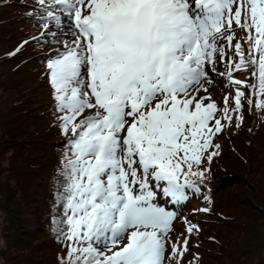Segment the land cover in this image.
<instances>
[{
	"label": "snow or ice",
	"instance_id": "1",
	"mask_svg": "<svg viewBox=\"0 0 264 264\" xmlns=\"http://www.w3.org/2000/svg\"><path fill=\"white\" fill-rule=\"evenodd\" d=\"M22 6L37 34L6 55L29 43L55 46L42 75L66 146L51 217L67 249L59 264H181L201 232L196 214L212 212L216 141L233 134V121L240 127L245 104L264 111V0ZM245 71L249 78H237ZM218 78L229 89L219 104ZM201 197L207 206L180 216L174 238L181 208Z\"/></svg>",
	"mask_w": 264,
	"mask_h": 264
},
{
	"label": "trees",
	"instance_id": "2",
	"mask_svg": "<svg viewBox=\"0 0 264 264\" xmlns=\"http://www.w3.org/2000/svg\"><path fill=\"white\" fill-rule=\"evenodd\" d=\"M33 2L34 0H0L1 9L13 11L12 14L6 13L5 16L1 17L6 24V30L11 36V39L6 42V46L10 48L8 52L13 51L22 39L29 37L26 33H20L15 37L9 30L10 26L15 25L18 27L19 23L25 21L26 30L36 28L35 25L27 22L28 19L24 15L30 9L21 6ZM6 30L0 32V36H4ZM36 34L37 31L34 35ZM39 46L35 43L25 45L20 52L30 53L31 48L34 49V52H31L32 54L27 57L23 56L17 61L13 60L18 56L17 54L12 57L4 54L1 57L5 59L0 58V177H5V185L0 191L4 198H9L10 206H13L17 225L23 229L18 237L20 236L23 239L24 245L27 241L35 242L36 251L34 252L41 253L40 256L43 254L45 256L44 259L41 257V264H57L59 263L58 256H61L59 254L61 252L66 253L67 249L62 247L51 231V217L54 213L58 214V210L54 207L56 204L54 180L57 178V169L61 165V157L65 147L64 137L59 134L54 122L46 127H40L38 123L42 117H44L41 120L43 125L47 123V116L54 119L52 107L54 101L51 89L41 73V68L44 71L41 62H43L42 57H44L45 51H38ZM23 58L26 59L24 63L22 62ZM32 61L35 68H39V72L35 75L32 83L33 87L24 78V72L30 70L28 66ZM15 66L16 68L13 69ZM39 73L42 78L40 84L43 90L41 91L37 90L39 85L36 84ZM246 78H249V73ZM45 91H47V95L44 93ZM44 106L46 109L43 108ZM234 125L235 121H233L232 130L235 128ZM263 126L264 111L254 106L249 108L245 104L243 122L239 128L235 129V132L240 131L241 133L249 128L250 133L255 134L251 136L252 143L249 145L239 135L235 134L229 139L227 130L218 143L224 140L223 144H226V140L229 139L230 144L225 147L226 151L230 149L237 155L235 159L229 158L227 151L226 154L219 156L212 163L211 174L213 178L223 179L221 180L220 194L213 195L212 186H209L211 179L208 180L212 200L214 202L217 198L216 201H219L218 206L220 200L225 198L228 201L236 186L241 187L246 184L251 186L253 184V187H255L253 193L255 199L251 200L250 207L246 206L244 217H241L243 221L234 223L231 226V229L236 228L239 234L237 236L235 234L234 239L231 241L226 240V242L219 241V237L217 239L216 236L214 240L216 243H211L212 245H209L208 248L205 246V241H207L205 235L200 234L197 240L192 237L189 242V251L185 253L181 264L184 262L188 264L191 261L190 257H187L190 255L189 253L193 252L194 248L197 249L194 252L199 254V262L204 259L202 263H206L205 255H208L207 264H212L214 257L216 260L222 258L220 264H224L223 256L226 255L228 257L226 262L229 264H264V178L254 181L255 175H260L261 171L264 170V131L259 130ZM258 134H260L259 138H255L254 136ZM233 141H236V143L233 144ZM224 152L223 148L221 154ZM221 158L230 160L225 165L223 161L221 162ZM248 172L250 173L249 179L247 178ZM249 180L253 183H250ZM7 191L10 194H7ZM190 199L198 200V206H189L186 203L187 208L182 211L184 215H188L193 208L207 206L203 203L202 197ZM0 203L4 204V201ZM215 203L212 207H215ZM180 223L174 228L173 235L175 237L184 228ZM3 231L4 236L5 233L8 234V229ZM180 239L182 241L183 237L181 236ZM193 245L198 246L194 247ZM213 245L216 246V249ZM6 246L12 252H14L13 248L15 251L23 250V246L19 247V243L15 242ZM8 257L12 260L16 258L15 256L13 258L12 255Z\"/></svg>",
	"mask_w": 264,
	"mask_h": 264
},
{
	"label": "rangeland",
	"instance_id": "3",
	"mask_svg": "<svg viewBox=\"0 0 264 264\" xmlns=\"http://www.w3.org/2000/svg\"><path fill=\"white\" fill-rule=\"evenodd\" d=\"M6 13L12 14L13 11L4 10V9L0 8V22H1L0 23V32H4L3 30L4 29L6 30V28H7L6 24L3 22L4 21L3 18H1L2 16H5ZM27 22L29 24H33L36 26V28L35 27L30 28L33 31L32 33H31V30L29 28H28V30H26L27 28L25 25L26 24L25 21H22V23H19L18 27L15 25L10 26L9 27L10 32L13 35H15V37L18 36L20 33H22V34L26 33L29 36L34 35L39 26L30 22L29 20ZM242 35H243V33L237 34L236 38L239 39L240 36H242ZM9 39H11V36H10L9 32L6 30L5 35L0 36V58H2V59H5V58L1 57L2 55L9 53L8 50L10 48H8L6 46V42ZM50 47H55V46L54 45L53 46H42V45H40L37 50L38 51H45L44 52V55H45L49 51ZM30 51L34 52V49L31 48ZM31 52L26 53V54H24V52H19L17 54L18 56L16 58H14L13 60L17 61L18 59H21L23 56L27 57L28 55L32 54ZM25 60L26 59L23 58L22 62L24 63ZM33 64H34V62L32 61L30 66H28L30 68V70L28 72H24L23 70H21L24 72V78L27 79L31 83L32 87H33L32 83L34 82L35 75H37V73L39 72V68H35V65H33ZM41 65H43V69L45 70L44 62H41ZM16 66L13 69H15ZM219 71H224L223 66H221L219 68ZM43 72L44 71L41 68V73H43ZM237 78L242 79L243 73H238ZM41 79L42 78L40 77V73H39V76L36 79V84L39 85V87L37 89L38 91L43 90V88L40 84ZM218 80H219V82H216L212 85V95H213V99H215L217 101V103L219 104L223 100V97L225 96L227 91H229V89H225V88L222 89L221 88V87H223L222 84L225 82L219 78H218ZM44 89H46V88H44ZM51 92H52V89H51ZM44 93L47 95V91H45ZM43 108L46 109L45 106ZM49 117L50 118H48V116H47V123L45 125H43L42 124L43 122H41V120L44 117L40 118V121L38 122L40 124V127H46L48 125H51V123L54 122V119L51 116H49ZM234 127H235V125H234ZM235 129H237V128L235 127L233 130L231 129L232 133L235 135H239L243 140H245V142H247L249 145H251V143H252L251 136H253L255 134H253V133L251 134L249 131V128L247 130H243L241 133H240V131H238L236 133ZM227 130L228 129H226V131ZM259 130L264 131V126L261 127ZM232 135L229 136V139L232 137ZM259 135L260 134H258L257 136H254V137L259 138ZM229 139H227L226 141L228 142ZM223 141L220 142L221 150L223 151V148H224L225 152L223 154H221L220 156H223L228 151L227 156L229 158L235 159L237 153L235 154L230 149L226 151V148H225L227 146V144H230V141L228 143L226 142V144H223ZM63 142H64V140H63ZM235 143H236V141H233V144H235ZM64 147H66V146L64 145ZM218 157H216V158H218ZM216 158H214L213 161H215ZM228 160H230V159H228V158L222 159L221 158V162L223 161L225 165L228 164ZM242 170L245 171V169H243V168H242ZM263 171L264 170L261 171L260 175H255L254 181H256L257 179L264 178ZM207 175L209 177V180L211 179L210 181L212 182V183L210 182L209 186L213 187V188L211 187L213 195L215 196V194H217V195L220 194V192H219L220 188H221L220 186L222 185L221 180H223V179H221V180H218V178L215 179V177L213 178L211 173H209ZM248 177H250L249 172L247 173V178ZM4 179H5V177L4 178L0 177V189L3 188L5 185ZM263 181H264V179H263ZM249 182H250V180H249ZM250 183H253V182H250ZM254 190H255V187H253V184H251V186L248 184L242 185L241 187L236 186V189L231 194L228 201L225 200V198H224V199L220 200V204L218 206L219 201H216L217 198L215 199L216 203H215V201L213 202V204L215 203V207L214 206L212 207L214 209L212 210V212L210 214H205V213H197L196 214L195 219L202 222L200 224V227H201L200 234L205 235L204 237L207 240V241H205V246H207V248L209 247V245L216 243L214 241L216 236H217V239L219 237V241L222 240V242H226V240L231 241L232 239H234L235 234H236V236L239 234V231L236 228L231 229L232 228L231 226L234 223H238L240 221H243V220H241V217H244V211L247 209L246 206L250 207L251 200L255 199L254 194H253ZM1 193L2 192L0 191V202L4 201V204L0 203V255L2 256V257L0 256V264H41V262H42L41 257H43V259H44V257H45L44 254L40 256L41 253L39 254V253L34 252V251H36V249L34 247L35 242H28L27 241L24 245L23 239L20 236L18 237V234L22 233L23 229L21 226L17 225V220L15 217L13 206H10L9 198L8 199L6 197L4 198ZM7 194H10L9 191H7ZM191 205L194 207H197L198 206V200H195L193 202V204H191ZM216 206H218V207H216ZM191 212H192V209L189 212V214ZM180 225L184 226L182 222L180 223ZM4 229L5 230L8 229V234L5 233V236H4V231H3ZM10 232H11V234H9ZM174 238H175V236H174ZM193 238H195V240L198 239L197 237H193ZM14 242L19 243V247L23 246L22 247L23 250L15 251L13 248L14 252H12L11 249H8V246H6V245L7 244H13ZM213 247H214V249H216V246L213 245ZM196 250L197 249L194 248L193 252L189 253L190 255H188V257H187V258L190 257L191 261H193V254L197 253V252H194ZM9 253H11L10 255H12L13 258L16 257L15 260H12V258L8 257V256H10V255H7ZM59 255L63 256V255H66V253L61 252ZM208 257H209L208 255H205V259H207L206 263H202L204 261V259H203V261L198 262V263L207 264ZM223 259L225 260L224 264H229L228 262H226V259H228V257L226 255L223 256ZM220 263H222V258L220 260H216L215 257L213 258L212 264H220ZM57 264H59V263H57ZM183 264H186V263L184 262ZM193 264H196V262L193 261Z\"/></svg>",
	"mask_w": 264,
	"mask_h": 264
}]
</instances>
